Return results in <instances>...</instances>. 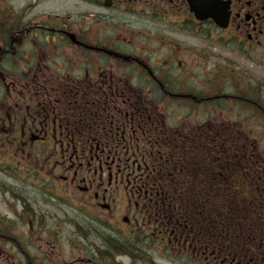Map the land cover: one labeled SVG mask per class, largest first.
<instances>
[{
    "label": "flooded vegetation",
    "instance_id": "flooded-vegetation-1",
    "mask_svg": "<svg viewBox=\"0 0 264 264\" xmlns=\"http://www.w3.org/2000/svg\"><path fill=\"white\" fill-rule=\"evenodd\" d=\"M261 147L264 0H0V264H264Z\"/></svg>",
    "mask_w": 264,
    "mask_h": 264
},
{
    "label": "rangeland",
    "instance_id": "rangeland-1",
    "mask_svg": "<svg viewBox=\"0 0 264 264\" xmlns=\"http://www.w3.org/2000/svg\"><path fill=\"white\" fill-rule=\"evenodd\" d=\"M261 146H263V145H261ZM262 148V147H261ZM262 151H264V149L262 148Z\"/></svg>",
    "mask_w": 264,
    "mask_h": 264
},
{
    "label": "bare ground",
    "instance_id": "bare-ground-1",
    "mask_svg": "<svg viewBox=\"0 0 264 264\" xmlns=\"http://www.w3.org/2000/svg\"><path fill=\"white\" fill-rule=\"evenodd\" d=\"M112 260H113V257H112Z\"/></svg>",
    "mask_w": 264,
    "mask_h": 264
}]
</instances>
